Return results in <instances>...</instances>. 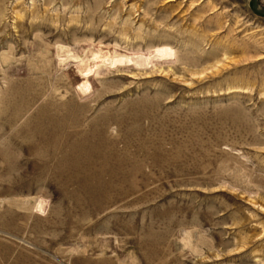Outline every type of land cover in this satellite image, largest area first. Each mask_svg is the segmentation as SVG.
<instances>
[{
	"label": "rangeland",
	"instance_id": "1",
	"mask_svg": "<svg viewBox=\"0 0 264 264\" xmlns=\"http://www.w3.org/2000/svg\"><path fill=\"white\" fill-rule=\"evenodd\" d=\"M247 2L0 0V264H264Z\"/></svg>",
	"mask_w": 264,
	"mask_h": 264
},
{
	"label": "bare ground",
	"instance_id": "2",
	"mask_svg": "<svg viewBox=\"0 0 264 264\" xmlns=\"http://www.w3.org/2000/svg\"><path fill=\"white\" fill-rule=\"evenodd\" d=\"M97 59V65L96 66H91V63H87V64H84L82 62H79L78 66H77V72L79 73H82L84 70H87V69H91L92 71L96 70L98 67H100L101 65H103L106 61H113V63H117V62H120V55L117 56L115 55L114 53H109V52H102V51H98L97 54L95 53ZM155 56V53L152 54V57L149 56L150 58H154ZM149 57H146V56H142V55H137V56H128V60L129 61H132L133 63L136 62L137 65H148L149 61H150V58ZM153 60V59H152ZM90 61V60H89ZM92 62V61H90ZM94 62V61H93ZM111 64V63H110ZM107 65V64H106ZM45 207V206H44Z\"/></svg>",
	"mask_w": 264,
	"mask_h": 264
},
{
	"label": "water",
	"instance_id": "3",
	"mask_svg": "<svg viewBox=\"0 0 264 264\" xmlns=\"http://www.w3.org/2000/svg\"><path fill=\"white\" fill-rule=\"evenodd\" d=\"M247 4H248L249 9H250L254 14H256V15H258V16H264V12H260V11L256 10V8L254 7L253 0H248Z\"/></svg>",
	"mask_w": 264,
	"mask_h": 264
}]
</instances>
